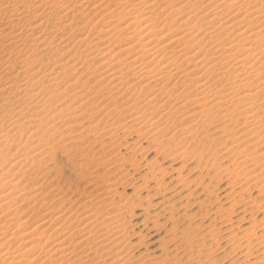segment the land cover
<instances>
[{"label": "bare ground", "instance_id": "bare-ground-1", "mask_svg": "<svg viewBox=\"0 0 264 264\" xmlns=\"http://www.w3.org/2000/svg\"><path fill=\"white\" fill-rule=\"evenodd\" d=\"M68 1H70V0H0V22H2V23H0V25H1L0 26V72L2 74V75H0V167L1 168H5V167H3V165L5 166L6 163L10 164L9 170H13V169L16 170L17 169L16 171H18L19 174L22 172L23 173V174L21 173L23 175V176H21L22 179H23V177L25 178V176L32 177L34 174L39 173V171L41 170L40 166H42L41 163L38 160V162L40 164L38 163V165H37V163L35 161H34V163H36V164H32L33 163L32 157L29 156L30 153H32V154L35 153L36 148H34V146H32L33 142L36 143V141H37V144H38V142L45 141V139L44 140L42 139L45 137L48 139V142L50 141V143H51L53 141L54 137L61 133V129H60L61 127H58L59 125L64 127L62 129V131H65V130H68L70 128H74V127L79 126L81 121H82V120L80 121L79 119L82 117V115L85 112L82 109H80L83 112L80 113V111H78V113H76V111L80 107L86 106L87 105L86 103L92 102V99H96L98 96H101L102 98L106 97V99L109 101L107 104V107H108L112 103V101L115 100L114 95L110 94L111 89L113 90L114 88H117L119 86L122 87V85L124 83L125 84L130 83V85L127 87V89H125L127 92L131 91L132 89L137 91V87L140 89L139 90L140 94L143 93L142 91L144 89L147 90L146 91L147 93L145 92V94L140 95L141 97H140L139 103H142V105L150 106V107L156 106L155 108H157L158 110L159 109L162 110L165 108L168 109V107L172 104V102H171L172 99L175 101V99L179 100V98H180V99H182L181 101L184 103V105L192 104V107H194L193 109L197 110L196 111V113H198L197 117H199V115H200V119L204 120L205 122H208V124H210V125H213V121L215 120V118L218 117L219 120H216V123H217V121L220 122V120H222L223 122L228 121L229 123L231 122V124H233V125L235 124L236 127L238 125H242V127H244L245 129H249V131L254 130V131L258 132L257 134H260V132L262 131V129H261L262 124L259 123V122H262V120L260 121V115L261 114L264 115V113L260 112V111H262L261 110L262 99H264V89H263L264 88V10H262V6H260L258 8L257 7L254 8L255 6L254 7L252 6L253 0H165V2H168V3L164 2L165 4L163 6L165 7L166 4L171 5V3H172L171 7H173V5H175L177 7V8L175 7L176 9L172 8L173 10L175 9L174 15L178 14L182 18L188 17L186 19V21H173V22L170 21L171 23L169 22L170 23L169 25L166 23L167 21H165L163 19L164 17H162V19H163L162 21L159 20L160 18L157 19L158 21H156V20L154 21L151 19V17L149 19H151L152 21L151 20L149 21L148 17H147L148 21H142L140 19L141 21H139V20L134 21V24L128 23V21H121L118 23V25H117V23H115L116 26L111 29L112 30L111 35H112V37H114L113 38L114 40L109 41V43H101L98 39L99 38L98 36H100V35H98V36H96V35L93 36V34L91 35V33H94L95 30H94V32L93 31L90 32L88 37H86V38L81 35L83 38H85L84 40L83 39L81 41H76V40L71 41L70 40L69 43L70 42H73V43H71V46H69V47L67 46L68 48L67 47L66 48L68 50L69 49H72V50L75 49L74 51H76V49H77V51L78 50L80 51L81 50L80 48L83 47L82 48L83 49V52H82L83 55L85 54L84 52L88 53V54H85L86 57L87 56L90 57V55L95 54V51H98L100 54V51L98 50V48H101V52L103 51V55H102L103 57H104V55L107 56V54L109 55L110 53L113 54V51L117 50L115 52V54H113L112 56L110 55L111 56L110 60L107 59L109 61H112L114 59L115 60L111 62V65L109 64L110 62L107 63V64H109V67H106L107 65L105 66V68L106 69L108 68L109 70H110V68H112L111 73L110 72H104L105 75L103 76V74H102L103 77L100 75V73H98L99 77L101 76L102 78L101 77L98 78V75H97L98 79H96V80L93 79V81L95 80L93 85L89 84L88 80H87L88 82L79 81L82 77L80 79L76 77V79H79V80H77V81L74 80V82L76 81L75 84L72 83L68 87L66 86L63 89V92H60L61 96H65V97L58 98V96H56L54 94V92L59 89L60 85H64L65 83L68 84L67 80L69 79V75H68L67 80H65L66 77L65 78L61 77L60 80L58 81V77H60L63 74L61 72H63V70H65V68H63L60 65L62 63L59 64L57 62V61H61V60H55L54 61V59H53V61H51V62H53V66H52L53 68H51V70L48 71L49 73H46V74L44 73L42 75V76H45V78L47 76H52V74L56 75V76L54 75L55 77H52L51 79L49 77L50 80H49V82H47L46 85L42 84V86H41L40 81H42V79L41 78L40 79L35 78L36 76L34 77L33 75H39L40 71H42V69L44 67H47L46 65L43 67V63H45V62H43V59L46 55L53 56L55 54L60 53V52L55 53L57 51L58 47H60L59 44L51 45V43L54 42L52 39L55 38L56 35L53 34L55 37L51 38V34H49V32H47L48 31L47 24L49 23V21H52V19H55V20L56 19H58V20L64 19V20H66V18H68L66 20L67 23L69 22V24H70V23L74 22V21H68V20H70V17H68L69 13L66 11H69V10L65 6V4H68L67 3ZM113 1H115V0H113ZM131 1H133V0H131ZM128 2L125 1V3H128ZM155 2H156V0L154 1V3ZM158 2H157V4H158ZM162 2H159V4L160 3L162 4ZM69 3H72V2L70 1ZM139 5H140V2H139ZM170 5H167V6L170 7ZM137 6H138V4H137ZM157 6H159V5H157ZM164 7H162V8H164ZM168 9H169L168 12L172 10L171 8H168ZM231 9L234 10V12L236 11L237 13L236 12H235L236 14H233L230 12L227 13L228 11H232ZM148 12L150 13V11H148ZM168 12L167 13L165 12V14L171 15L172 11L169 13ZM150 15H151V13H150ZM157 15H159V14H156L155 17H157ZM113 16H114V14H113ZM146 16H144V17H146ZM116 17H118V16H116ZM180 17H178V18L180 19ZM236 17H239L240 19L237 18V20L235 21L234 19ZM118 18H120V15ZM129 18H131V17H129ZM140 18H143V17H140ZM103 19H105V18H103ZM175 19H177V18H175ZM93 20H95V19H93ZM129 20H131V19H129ZM143 20H144V18H143ZM190 20H196V21L193 22ZM105 21H107V18ZM191 22L194 25L190 26ZM175 23H177L176 28L173 27V25H175ZM99 24H101V23H99ZM103 25L108 26V25H106V23L105 24L102 23L101 26H103ZM43 26L45 27L44 30L38 31V30L43 29L42 28ZM67 26H68V24H67ZM93 26H95V25L93 24ZM155 26H158V29H155L154 28ZM96 27H98V26H95V29H96ZM84 28L87 29V27H84ZM172 28H174V30ZM89 29H87V30L91 31V28H89ZM92 29H94V28H92ZM98 29H99V27H98ZM108 29H107V31H108ZM57 30H59V28ZM35 31H38V32H35ZM98 32H96V33H98ZM101 32L102 31L100 30V33ZM34 33H36V34H34ZM52 33H54V32L52 31ZM82 34H84V36H85V33H83V30H82ZM87 34H86V36H87ZM123 34H125V35H123ZM108 35L110 36V34H108ZM95 40H98V41L96 42ZM100 40H101V38H100ZM107 40H106V42H107ZM65 41H67V40H65ZM112 41H114V42H112ZM115 41H117V44H115ZM92 42H94V43L92 44ZM63 43H61L62 48H63V46H62ZM85 46H86V48H84ZM92 47H93V49H92ZM90 49H92L93 52ZM60 50H61V48H60ZM87 50L88 51L90 50L91 52H88ZM44 52H48V54L44 55L43 54ZM82 53L79 52L78 54H82ZM118 55H121V57H118V59H117ZM79 56H80L79 58L81 59V55H79ZM94 56H96V55H94ZM110 56H108V57L110 58ZM93 57L91 56L90 59L86 58L87 59L86 61H88V59H89L90 60V62L88 61L89 64L91 62H94L96 60V57L95 58H93ZM98 58H100V56ZM146 58H148L147 61H145ZM62 61H64V60H62ZM65 61H67V60H65ZM83 61H84V58H83ZM55 62H57L59 65H55L54 64ZM77 63H79V62H77ZM65 64L67 65V63H65ZM65 64H63V65H65ZM82 64H83V62H82ZM86 64H87V62L84 65L87 66ZM84 65H82V66H84ZM102 65H104V64H100L99 66H102ZM40 66L43 68H41ZM90 66L86 67V68L93 69ZM15 67L18 70H14L13 72H11L10 70H13V68H15ZM64 67H67V66H64ZM69 68H71V67H69ZM95 68H96V66H95ZM100 68L102 70L103 66ZM79 69L80 68H78V70ZM83 69H85V68H83ZM91 69H89V72L92 71ZM85 70H88V69H85ZM95 71L93 72L94 73L93 75H95ZM86 72H88V71H86ZM66 73H68V72H66ZM106 73H109V74H106ZM128 75H131V77L125 81L124 79ZM21 76H23V78H20ZM124 76H125V78H124ZM32 77H34V80L35 79H38V80L33 81V80H31V79H33ZM37 77H40V76H37ZM86 79H87V77H86ZM122 80H124V82ZM171 81H174V82H171ZM142 82H143V84L140 85ZM32 84L36 85L38 88H36L34 86V90L31 91V89H30V91H31L30 92L28 89L30 88V86ZM135 84L137 85L136 88L134 87ZM70 86L72 87L73 91L74 90L76 91L77 89H79L77 93H74L71 91L72 96L74 98L73 97L71 98L70 95H65L67 92H70V89H71ZM75 86H77L78 88L77 87L75 88ZM150 93H153L154 96L149 99L147 97H149ZM173 93H174V95L177 96L176 98H172ZM91 94H93V96ZM90 95H91V97H90ZM35 98H36V100H35ZM53 98L55 99V101L59 100L60 102H58V103H55V101L53 102V100H52ZM66 98H69V99L71 98V101L73 100L72 103L78 99L82 100L83 103L81 104V106L76 107L73 110H69L70 108L68 106H67L68 108H59L60 107L59 105L61 103H63L64 100H67ZM84 98H86V100ZM137 98H139V97H137ZM60 99H63V101H61ZM121 100H122V98H121ZM121 100L119 101V103H120L119 106L123 107V108L120 109L115 104L118 108L116 110H113L114 111L113 112L114 113L113 114L114 119L111 118L110 120L109 119L107 120V116H105L106 119H105V117H103L101 119L98 118L97 121L93 120V123H94V121L96 122V123H94L95 124L94 126H96L98 129L100 128V126L102 127L101 130L103 129V126H104V129H109L111 127V129L109 131L107 130L106 136L104 135V137L107 138L108 142L111 141L114 143L119 139V135L117 134L119 132V130L125 131L127 134V132H129L130 129H132L134 131V133L137 134L136 137H139L141 135L140 130H141V126H142L141 124L142 123L140 124V122H138L139 125H141V126H140V129L137 128V126H138L137 121L142 118V117H139L140 116L139 113H141V111L139 112L140 108L135 107V105H132L131 103L130 104L127 103L128 100L126 102L123 100L121 101ZM131 100H133L132 97H131ZM134 100L136 103L137 102L136 98ZM129 101H130V99H129ZM116 103H118V102H116ZM157 103H158V105H157ZM159 103L161 105H159ZM174 103H173V105H174ZM113 104L114 103H112V105ZM139 105H141V104H139ZM61 107H63V106H61ZM169 108H170V112H171V108H173V107H169ZM184 108L186 109V107H184ZM118 109H120V110H118ZM183 109H182V111H183ZM177 110H179V109L177 108ZM88 111H90V110H86V112H88ZM176 111H174V112H176ZM188 111H189V109H188ZM167 112H169V111H167ZM90 113H92V110L90 111ZM145 113L142 112L141 116H143V114H145ZM189 114H190V111H189ZM194 114H195V110H194ZM26 115H29V116L34 115L35 117L34 118H32V117L28 118ZM89 118H91V114H90ZM104 119L107 121H105ZM67 120H71L70 121L71 124H68L69 122L67 123ZM78 120L80 121L79 123L77 122ZM85 120H87V118ZM143 120H144V118H143ZM174 120L178 121V118H176ZM205 122H203V123H205ZM219 122H218V124H219ZM90 123L91 124L88 123L89 125H87V127H85V128L83 127L82 131H87V132L89 131V133H90V131L94 130L92 122H90ZM227 123H224V124L227 125ZM24 125H27L25 127H28L30 129V130L28 129L29 131H28L27 137L24 136V130H25ZM154 125H155V123H154ZM96 127H94V128H96ZM156 127L159 128L158 126H156ZM166 127H164V129H166ZM220 128H222V127H220ZM224 128H227V127L224 126ZM164 129L162 128L161 131H164ZM232 130H234V129H232ZM26 131H27V129H26ZM73 131H74V129L72 130V132ZM161 131H159L160 134H157L156 136H155L156 133L155 134L153 133L154 134L153 136H155L156 139L160 138L161 133H162ZM180 131H181V129H180ZM254 131H252V132L254 133ZM25 133H27V132H25ZM138 133H140V135ZM222 133H224V132L222 131ZM132 134H133V132H132ZM37 135H39V136H37ZM131 135H129V136H131ZM260 135H262V133ZM153 136L151 139H154ZM247 136L248 135H246V137ZM22 137L25 138V140L23 141L24 144L23 143L21 144L22 146L19 147L17 144H14L16 141H18L17 139L22 140L23 139ZM125 137H124V139H126ZM246 137H245V139H246ZM62 138H63V136H62ZM257 138H258V136H257ZM47 139H46V141H47ZM56 139H58V138H56ZM261 139H262V136H261ZM120 140H121V138H120ZM168 140H164V141L168 142ZM103 141H105V140H103ZM149 141H151V140H149ZM237 141H239V140H237ZM254 141H257V140L255 139ZM108 142L106 144H108ZM118 142H120V141H118ZM118 142H116V144ZM233 142H231V143L232 144L236 143V142H234V143ZM42 143H40V144L42 145ZM87 143H88V141H87ZM29 144H31L30 146H32L31 150L26 149V148L30 147ZM40 144H38V146ZM104 144L105 143L102 142L101 145L103 146ZM173 144H175V143H173ZM241 144H242V142H240L239 145H238V143H236V146L233 145L237 148L235 151H233V152H235V155H236L235 160L241 159L242 163L245 162V160H246V162L247 161L248 162L249 161L255 162L256 160L257 161L260 160V163H261V161H263L262 160V153H261V156L258 154L256 156V154H254V153L246 152L245 151L246 147H244L243 149L239 148V147H241V148L243 147V145H241ZM45 145L48 146L47 144H45ZM114 145H115V143H114ZM109 146H110V144H109ZM111 146L113 147L112 144H111ZM219 146H222V145L220 144ZM126 147L128 148V146H126ZM11 148H14V150L16 152L12 156H10L9 158L3 159L4 158V155H3L4 151L5 150L10 151ZM127 148H125V149H127ZM51 149H53V150H56V149L57 150L58 149L63 150L64 149L65 150L66 148H64V147L61 148V146L58 145V143H53ZM128 149L133 151V149H131V148H128ZM230 149H228V150H230ZM64 150H63V152H65ZM70 150H71V148H70ZM37 151H39V150H37ZM106 151L107 150H104V151L102 150L100 152L103 154ZM114 151H115V148H114ZM117 151L118 150H116L115 152H117ZM143 151H144V149H143ZM112 152L113 151H111L110 153L113 154ZM253 152H255V151H253ZM210 154H212V153H210ZM140 155H142V154H140ZM133 156H135V155L133 154ZM34 158H36V156L33 157V160H34ZM125 158L124 159L122 158L121 160H125ZM9 159H14V161L10 163ZM50 160H51V158H50ZM121 160H119V161H121ZM175 160H176V157H175ZM92 161H94V160H92ZM111 161L113 164H115L113 159ZM117 161H115V162H117ZM134 161L136 162V160H134ZM185 161H187V160H185ZM241 161L239 163L238 162L237 163L240 164ZM125 163H123L124 166H125ZM237 163L234 162L235 166H237ZM102 164H103V162H102ZM87 166H88V164H87ZM95 166H97V164H95ZM100 166H101V163H100ZM120 166H121V163H120ZM145 166H147V164H145ZM210 166H211V164H210ZM24 167H27V168L25 169ZM23 168L25 169V172H23L24 171ZM108 168H109V170L111 169L110 167H108ZM22 169H23V171H21ZM118 169L120 171V167ZM43 170H45V168ZM46 170H47V168H46ZM114 170L112 171V174L115 173ZM26 171H30V172H26ZM121 172H120V174H121ZM105 174H103V176H105ZM6 175H8V174H6ZM41 175L43 178V174H41ZM106 175H108V174H106ZM240 175H242V174H240ZM262 175L263 174H261L260 176H257V177H253L252 180L255 181L254 184H256V183L258 184V183H260V181L262 183ZM9 176H12L11 173ZM34 176H38V175H34ZM45 176L46 175L44 174V178H45ZM2 177H3V174H2ZM19 177H17V180L19 179ZM13 178H16V176ZM13 178H12V180H13ZM39 178H41V177L39 176ZM103 178H105V177H103ZM97 179H100V177ZM106 179H107V177H106ZM113 179H114V181L110 180V182H107V181L100 182L99 188L102 192H100L99 196H101V197L98 196L99 197L98 198L95 195V197H96L95 200L94 199H93V201H91L90 199L88 201L85 200L86 202L82 203V205H81L82 211L77 216H75V215L72 216V214L67 213L65 211H61V209H59V208H58V210H56V209L52 210L53 207L50 208L49 207L50 204H49V206H47L48 204L45 205V203H43L45 206H42L41 208L39 207L40 211H41L39 216L35 214L36 217L34 215H33L34 217H27L26 213L22 212L23 213L22 217H19V216L14 217L16 214L15 215L13 214L14 216L11 214L12 217H10L11 216L10 215L11 210L9 208L11 207L10 204L12 203V196H9V197H7L6 195L3 196V195H1L2 194L1 193L0 194L1 195V197H0V209L1 210L0 211H2L4 208L9 209V211H10V213H7L10 216L6 215V217H8V219H6V221H3V226L2 225L0 226V249L3 251L5 250V252H6L5 255L3 252V255L5 256V261H8L10 259H15L13 261H16L18 259L17 257H19V259L25 258L26 257L25 252H27V253H28V251L33 252V251L39 249L38 255L36 257L39 259V257L41 255L45 256V258L47 256L46 260L51 259V264H82L83 263L82 260L86 258V257L83 258L84 254L89 255L92 251H94L96 254L100 247L103 249V247H104L103 244L105 242H107V241H110L112 243L116 242V240H117L116 238L118 237V234H121V233L123 234L125 232V229H124L125 227L123 225L124 223L122 222L124 220L123 219L124 216H123L122 212L123 211L125 212L128 209L130 210L132 208V206H131L132 204H129V202H130L129 200H128L129 202L127 200H122L123 201L122 204L119 202V205L118 204L114 205V203L111 200H109V198L112 195L117 196V194H116V189L118 190L117 185L121 181L119 179L117 180V178L116 179L113 178ZM152 179H156V178L152 177ZM25 180H27V179H25ZM30 180H33V178L32 179L30 178ZM248 181H250V180H248ZM15 182H16V180H15ZM39 185H38V187L40 188ZM144 185H145V183H144ZM108 186H110V187H108ZM258 186L260 187V185H258ZM94 187H96L98 189L97 186H94ZM13 188L15 189V187H13ZM14 189L12 190V188H10V190H11L10 192L16 191ZM135 189L137 190V188H135ZM37 190L39 191L40 189H37ZM44 190H43V192H44ZM7 191H9V190H7ZM36 191H35V193H37ZM259 191L262 192V186L260 187ZM17 192H20V191L18 190ZM40 192H42V191H39V193ZM54 192H52V188H51V191L49 190V192H45V196L43 197V199L41 198V196L38 193L34 194L33 192H31V193L27 192L28 193L26 195L27 197L24 196L23 192L20 194L18 193L19 195L15 196V197H20V196L21 197L23 196L24 198L31 197V200L33 201V203L40 200V201H38V203H39V202H46L47 200H49V198H51L53 200L55 197L58 198L56 195L57 193L55 192L56 193L55 194ZM75 192H76V190H75ZM87 192H89V191H87ZM13 193L16 194L15 192H12V194ZM85 193H86V191H85ZM85 195H87V193ZM102 196H103V198H102ZM29 199L30 198H28V200ZM58 199H60V198H58ZM58 199H56L57 200V201H55L56 203L58 201H60ZM18 200H16V198H15V200H13V201L17 202ZM28 200H26L27 205H28ZM53 200H50V201L53 202ZM106 200H107V205L104 202ZM119 200L121 201V197H119ZM73 201H74V199H73ZM79 201H80V199H79ZM26 202H25V204H26ZM92 202H93V204H91ZM19 203L20 202H18V204ZM30 203H32V202H30ZM48 203H50V202H48ZM13 204L17 205V203H13ZM14 205H12V206H14ZM35 205H37V204H35ZM94 205H97V208ZM107 206L108 207L110 206L111 210L108 211L109 208L106 209ZM130 206H131V208H130ZM244 206H246V205H244ZM90 207H93V210H89ZM252 207L256 208V210L257 209L262 210L263 206L261 207L258 204L256 206L253 205ZM11 209H13V208L11 207ZM12 211L15 212L14 209ZM33 212L34 211H32V213ZM38 212H39V210H38ZM42 212H44V213H42ZM258 212H260V211H258ZM37 214H39V213H37ZM105 214H106V216L103 218V216ZM129 214H131V213H129ZM243 215H244V213H243ZM251 216H253V215H251ZM23 217H27V219L32 218L31 220H29V222L36 220L38 223L36 224V226H33V227L31 226L32 228H27V227L25 228V225L28 222L25 224H22L23 223L22 220L24 219ZM4 222H5V224H4ZM55 223H56V226H54ZM14 225L16 227L13 230V227H11V226H14ZM252 225H253V227L251 225L250 226L253 229L257 228L256 224L253 223ZM9 227H11L12 230H11V228L9 229ZM23 227H24V229H23ZM98 227H102V228H100L101 230ZM95 228L96 229L98 228V230H100L104 233V236H105L104 239H102V237L101 238L99 237L100 240H92L93 236L91 235L92 233H91L90 229H95ZM252 228H250V229H252ZM246 229H249V228H246ZM217 230L215 231V229L214 230L211 229L208 232H206V235H209L208 237H211L212 240L213 239L216 240L215 236H216ZM49 231L53 232L52 235L49 234V233H51ZM250 231L247 230L246 234L244 236V238H246V243L249 242L251 239L257 238V233H256L257 229H254L251 232ZM196 232L197 231H195L194 233H196ZM263 233L264 232H262V234ZM93 234H95V233H93ZM126 234L124 233V235H126ZM260 235H258V237ZM54 236L56 238H54ZM101 236H103V235H101ZM200 236L201 235H197V234L194 235L192 233L189 235L187 233V231L185 234V237H186L185 239L187 241L186 245L188 244L191 246L192 243H193V245L195 244L196 247L199 248V249H197V250H199V253L202 252L204 249L203 248L204 247L203 241L201 240ZM24 238H27V239L25 240ZM53 238L56 239V241L54 242V245L52 247H50L49 249H46L45 248L46 245H48L53 240ZM93 238L95 239V237H93ZM233 240H232V242H233ZM23 241H25V242H23ZM94 241H98L97 246L95 245L96 243H94ZM238 242H240V240ZM259 242H260V245H262V240H260ZM19 243H21V245L17 246L15 248L14 246L19 245ZM107 243H109V242H107ZM116 243H118V242H116ZM256 243L257 242H255L254 244H256ZM238 244H234V245L237 246ZM234 245L232 247H234ZM263 245H264V243H263ZM95 246H96V248H95ZM114 246H115V244H114ZM119 246H120V243H118L117 248ZM121 246H120V248L123 247V246L122 247ZM245 246H246V244H245ZM23 247L26 250L20 252V250H23ZM47 247H49V245ZM215 247H216V245H215ZM249 247H251V246H249ZM120 248H118V251L120 250ZM13 249H14V251H13ZM257 249H258V246H257ZM11 250H12V252H11ZM231 250H232V248H231ZM254 250H256V249L254 248ZM211 251H212V249L208 250L209 254H211L210 253ZM114 253H116V251ZM118 253L121 254L122 251H121V253H120V251ZM189 253H190V251H189ZM34 254H35V252H34ZM201 254H203V253H201ZM247 254H248V252H247ZM250 254L251 253H249V255ZM199 256L200 255H198V257ZM210 256H208V257H210ZM204 257H205V259L208 258L206 256H204ZM249 257H251V256H249ZM205 259H203V260H205ZM261 259H263V258H261ZM117 260L123 262L124 258L121 255V257L119 256V258H117ZM1 261H2V259H1ZM199 261H201V260H199ZM202 261H201V263H202ZM211 261L212 260H210V262ZM12 262L9 264H13ZM171 262H173V261H171ZM4 263L5 262L0 263V264H4ZM123 263L126 264L125 261ZM259 263H262V260Z\"/></svg>", "mask_w": 264, "mask_h": 264}, {"label": "rangeland", "instance_id": "rangeland-1", "mask_svg": "<svg viewBox=\"0 0 264 264\" xmlns=\"http://www.w3.org/2000/svg\"><path fill=\"white\" fill-rule=\"evenodd\" d=\"M70 1L72 3H69ZM70 1H68L67 2L68 4H65V6L69 10V11H66L69 13L68 17H70V20H68V21H74V22H72L73 24L70 23L71 24L70 25L69 22L67 23L66 20L68 18H66V20H64V19H62V20L52 19V21H49V23L47 24V29H48L47 32H49V34H51V38L55 37L54 35H56V37L52 39L54 42H52L51 45L59 44L60 47H58V49L55 53L60 52L61 54L59 53V54H55L53 56H51V55L49 56V55H46V54H48V52H44L43 54L46 56L43 59V62H45V63H43V67L45 65L47 67L43 68L40 66L43 69H42V71H40L39 75H33L34 77L36 76L35 78H38V79L41 78L42 79V81H40L41 86H42V84L46 85L47 82H49V80L52 77H55L56 75L52 74V76H47L46 78H45V76H42V75L44 73L45 74L49 73L48 71H50L51 68H53L52 67L53 62H51V61H53V59H54V61L55 60H61V61H57V62L59 64L62 63L60 65L63 68H65L66 71L63 70V72H61L63 74L65 73V74L64 75L62 74L60 77H58V81L60 80L61 77L62 78L66 77L65 80H67L68 75H69V79L67 80L68 84L65 83L64 85H60L59 86L60 90L58 89L54 92V94L56 96H58V98L65 97V96H61L60 92H63V89L66 86L68 87L72 83L75 84V82L77 80H79L81 77L82 78L79 81H81V82H84V81L88 82L89 81V84L93 85V83L96 79L100 78L102 76V74H103V76L105 75L104 72H110L111 73L112 68H110V70H109L108 68L106 69L105 66L107 65L106 67H109V64L111 65V62L114 61L115 59L113 58L114 60H112V61H109V60L111 59V56L113 54H115V52L117 51V50H115V51H113V54L110 53L109 55L107 54V56L104 55V57H103L102 56L103 51L101 52V48H98V50L100 51V54L98 51H95V54L90 55V57L89 56L86 57L85 54H88V53L84 52L85 54L83 55V53H82L83 47L80 48L82 51L78 50L82 54H78L79 52L77 51V49H76V51L78 53L76 51H74L75 49L74 50H72V49L68 50L67 49L69 46H71V43H73V42L69 43L70 40L71 41H73V40L81 41L82 39L84 40L86 37H88L90 32H92V31L94 32V30H95V32H94L95 34L91 33V35L92 34H93V36L94 35H96V36L100 35V36H98L99 38L98 37L97 38L99 39V41L101 43H109V41L114 40L113 39L114 37H112V35H111V32H112L111 29L116 26L115 23H117V25H118V23L121 21H128V23L134 24V21H138V20L139 21H141V20L142 21H148V20L150 21L152 19L154 21L155 20L158 21L157 19L160 18L159 19L160 21H162L164 19L165 21H167L166 23L169 25L173 21H186V19L188 18V17L182 18L176 13H175L176 15H174V10L177 7L175 5H173V7H171L172 3H171V5L166 4L164 7L163 5L165 3H168V2H165V0H156L155 3H154L155 0H141V1L135 0L137 3L134 0L133 1L128 0L129 2L127 0H115V1H113V0H74V1L70 0ZM125 1L128 3H125ZM138 1L140 2V5H139ZM158 1L159 2L163 1V2H162V4L160 3L161 4L160 5ZM157 2H158V4H157ZM252 3H253L252 6L253 7L255 6L254 8H256V7L258 8V7L262 6V10H264L263 9L264 8L263 7L264 6V0H253ZM137 4H138V6H137ZM157 5H159V6H157ZM167 5H170V7ZM166 6L168 8H171V9L176 7L174 10L170 9L172 11V12L169 11V12H171V15L165 14V12L167 13L169 10ZM162 7H164V8H162ZM122 10L123 11L125 10V11L123 12ZM148 11H150L151 15ZM232 11H228L227 13H229V12L233 13V14L237 13L236 11H235L236 12L235 13L234 10H232ZM113 14H114V16H113ZM156 14H159V15H157L158 18L155 17ZM119 15H120V18H118ZM116 16H118V17H116ZM139 16L143 17L144 20H143V18H140ZM144 16H146V17H144ZM129 17H131V18H129ZM147 17H148V20H147ZM150 17H151V19H149ZM162 17H164V18L162 19ZM178 17H180V19ZM103 18H105V19H103ZM106 18H107V21H105ZM170 18L171 19L173 18V19L171 20ZM175 18H177V19H175ZM237 18L240 19L239 17H236L234 20L236 21ZM93 19H95V20H93ZM129 19H131V20H129ZM190 21L194 22L196 20H190ZM0 23H2V22H0ZM99 23H101V24H99ZM102 23L103 24L106 23V25H108V26H104V25L101 26ZM67 24L69 27L67 26ZM93 24L95 26H98L99 29H98V27H96V29H95V26H93ZM192 25H194V24H192V22H191L190 26H192ZM176 26H177V23H175V25H173V27H175V28H176ZM84 27H87V29L91 28V31H89L90 29L87 30ZM42 28L43 29L38 30V31L44 30L45 27L43 26ZM58 28H59V30H57ZM92 28H94V29H92ZM154 28L158 29V26H155ZM107 29H108V31H107ZM172 29L174 30V28H172ZM82 30H83V33H85V36H84V34H82ZM100 30L102 31L101 33H100ZM38 31H35V32H38ZM52 31L54 33H52ZM96 32H98V33H96ZM34 34H36V33H34ZM86 34H87V36H86ZM108 34H110V36ZM81 35L85 38H83ZM123 35H125V34H123ZM100 38H101V40H100ZM65 40H67V41H65ZM106 40H107V42H106ZM95 41L97 42L98 40H95ZM94 42H92V44ZM112 42H114V41H112ZM61 43H63L62 44L63 48L61 47ZM115 44H117V41H115ZM60 48H61V50H60ZM84 48H86V46ZM92 49H93V47H92ZM92 49H90V50L93 52ZM90 50L89 51L87 50V51L91 52ZM79 55H81V59L79 58L80 57ZM94 55H96V56H94ZM91 56L92 57L94 56L93 58L96 57V60L89 64V62H90L89 59L91 58ZM99 56H100V58H98ZM108 56H110V58ZM65 57L66 58L68 57L69 59L68 58L66 59ZM118 57H121V55H118L117 59H118ZM83 58H84V61H83ZM86 58H89L88 59L89 62L86 61L87 60ZM107 59H109V60H107ZM147 59L148 58H146L145 61H147ZM62 60H64V61H62ZM65 60H67V61L69 60V61L67 62ZM57 62H55L54 64L59 65ZM77 62H79V63H77ZM82 62H83V64H82ZM86 62H87V64H86L87 66L84 65ZM65 63H67V65ZM99 63L104 64V65H102L103 66L102 70L100 68L102 66H99L100 65ZM107 63H109V64H107ZM63 64H65V65H63ZM82 65H84V66H82ZM64 66H67L68 68L71 67V68H69L70 69L69 70L67 67H64ZM89 66L92 67L93 69L86 68ZM95 66L97 69L95 68ZM78 68H80V69L78 70ZM83 68L88 69V70H85ZM89 69H91L92 71L89 72ZM14 70H18V69L15 67V68H13V70H10V71L13 72ZM86 71H88V72H86ZM94 71H95V75H93ZM66 72H68V73H66ZM98 73H100V75H101L100 77H99ZM106 74H109V73H106ZM0 75H2L1 72H0ZM97 75H98V78H97ZM37 76H40V77H37ZM34 77H32L33 79H31V80H33V81L38 80V79L34 80ZM49 77H50V79H49ZM76 77L79 79H76ZM86 77H87V79H86ZM130 77H131V75H128L126 78L124 76V78H125L124 80L126 81ZM20 78H23V76H21ZM93 79H95V80L93 81ZM74 80H76V81L74 82ZM124 80H122V81L124 82ZM171 82H174V81H171ZM126 84L124 83L122 85V87L119 86L117 88H114L115 90L114 89L112 90L110 88L111 86L109 87L111 89L110 94L114 95V99H115L114 101H112V103H114L113 105L111 103L107 107V104L109 101L106 99V97L102 98L101 96H98L96 99H92L93 103L92 102L86 103L87 104V105L85 104L86 106H82L83 108L80 107L76 111V113H78V111H80V113L85 111L84 114L82 115V117L79 119L80 121L81 120L83 121V122L81 121L79 126L74 127V128H70V129L65 130V131H62V129L64 127L59 125L58 127H61L60 128L61 133L56 135L51 143H50V141L48 142V139L45 137L42 138L43 140L45 139V141H42L43 143L38 142V144L42 143V145L40 144L38 146L37 141H36V143L33 142L32 146H34V148H36L35 153H33V154L30 153L29 156L32 157V162H33L32 164L37 163V165H38V163L40 162L42 165V166H40L41 167L40 169L42 171L40 170L39 173L34 174V175H38V176H34V175L32 177L25 176V178L23 177V179H22L21 176H23L22 175L23 173L21 172L22 174L21 173L19 174V172L16 171L17 169L16 170H14V169L9 170L10 164L6 163L5 166L3 165V167H5V168L0 167V178H1L0 179V194L2 193L1 195H3V196L6 195L7 197L12 196V203H11L12 205H14L13 203H17V205L15 204L14 206H12L10 204V206L14 209L15 212L12 211L13 209H11L10 206H9L10 207L9 209L11 210V213H10L9 209L4 208V207H3L4 209L2 208L3 212L0 211V226L1 225L3 226V221H6V219H8V217H6V215H8L7 213H10V215L16 214L15 216L13 215L14 217H17V216L22 217L23 213H26L27 217H34V216L36 217V215H38V216L40 215V212H41L40 208L42 206H45L46 204H48L47 206H49V204H50L49 207L50 208L53 207L52 210H55V209L58 210V208H59V209H61V211H65L67 213L72 214V216L73 215L77 216L82 211V207H81L82 203L88 201L89 199L91 201H93V199L95 200V198L99 196L100 192H102L99 188L100 182H104V181L110 182V180L114 181L113 178H115V179L117 178V180L118 179L121 180L120 183L117 185L118 186L117 187L118 190L116 189L117 196L112 195L109 198V200H111L114 203V205H116V204L119 205V202L122 204V202H123L122 200H127V201L129 200L130 201V202L128 201L129 204H132L131 205L132 208L130 206V208H131L130 210L128 209L125 212L124 211L122 212L123 216H124L123 217L124 220L122 221L124 223L123 225L125 227L124 233L125 234L127 233V234L126 235H124V233L118 234V237L116 238L117 239L116 242L120 243V246L123 244L122 245L123 247L121 246L122 248H120V246L118 247V248H120V250H119L120 253H121V251H122V253L121 254L118 253L119 252L118 248H117L118 243L113 242L116 246L115 247L112 242L107 241L109 243L105 242L106 244L105 243L103 244L104 245L103 249L100 247L96 254L94 251H92L89 255L84 254L83 258L86 257L85 258L86 260L83 259L82 264H124L123 263L124 261L126 262V264H140V263L141 264H150V263L151 264H197V263L198 264H213V263L214 264H264V245H263L264 233L262 234V232H264V226H263L264 225L263 224L264 223V142H263L264 141V115L263 114L260 115V121L262 120V122H259L260 124H262V128H261L262 131L260 132V134L262 133V135L257 134L258 132L254 131V130L249 131V129H245L244 127H242V125H238L236 127L235 124L233 125V124H231V122L229 123L228 121L223 122L222 120H220V122L217 121V123H216V120H219L218 117L215 118V120L213 121V125H210V124H208V122H205L204 120L200 119V115H199V117H197V115H198V113H196L197 110L193 109L194 107H192V104H190L191 106L189 104L184 105V103L181 101L182 99H180V98H179V100L175 99V101L172 99V101H171L172 104L171 105L169 104L170 106L168 105L169 107H173V108H171V112H170L169 107H168V109H166V108L162 109L163 110L162 111L161 109L158 110L157 108H155L156 106L150 107V106L142 105V103H139L140 97H141L140 95L145 94V92L147 90L144 89L142 91L143 93L140 94L139 93L140 89L135 84L134 87L135 88L137 87V91L134 89H132V90L130 89L131 91L127 92L125 89H127V87L130 85V83H128L127 85ZM142 84H143V82L140 85H142ZM34 86L36 88H38L36 85L32 84L28 90L30 91V89H31V91H33ZM76 87L77 86H75V88ZM78 90L79 89H77L76 91L75 90L73 91L72 87H71L70 92H67L65 95H70L72 98L73 96H72L71 91L74 93H77ZM91 95L93 96V94H91ZM91 95H90V97H91ZM153 96H154L153 93H150L149 97H147V98L150 99ZM131 97L133 98V100H131ZM134 97L136 98L137 102L141 105H139L137 102L135 103ZM137 97H139V98H137ZM176 97L177 96L174 95V93H173L172 98H176ZM71 98L70 99L66 98L67 100H64V102L59 105L60 106L59 108H68L69 107L70 108L69 110H73L74 108L81 106V104L83 103L82 100H79V99L72 103L73 100L71 101ZM121 98L123 101L126 102L128 100L127 103H129V104L131 103L132 105H135V107L140 108L139 112L141 111V113H139L140 116L139 115L138 116L142 117V118L139 119L137 121V123L138 122H140V124L142 123L141 124L142 126L139 125V123H138L137 128L140 129V126H141V130H140L141 135H140V133H138L140 136L138 135L139 137H136L137 134L134 133V131L132 129H130V131L127 132V134L129 133L128 135L126 134L125 131L119 130V132L117 133L119 135V139L116 142L120 141L121 143L118 142L116 144V142H114L115 143V145H114L113 142H111V141L108 142L107 138L104 137V135L106 136L107 130L109 131L111 129V127L109 129H104V126H103V129L105 130L104 131L103 129L101 130V128H102L101 126L99 129L96 126H94L95 125L94 123H96L95 121H97L98 118L101 119L105 116H107V120L108 119L110 120L111 118L114 119V116H113L114 111L113 110H116L118 107L120 109L123 108V107L119 106L120 105L119 101L121 100ZM84 99L86 100V98H84ZM129 99L131 102L129 101ZM35 100H36V98H35ZM52 100H53V102L55 101L54 98ZM60 100L63 101V99H60ZM58 102H60V101L59 100L55 101V103H58ZM116 102H118L119 104ZM263 102H264V99H262V106H261L262 111H260L262 113H264V111H263L264 110V103ZM173 103H174V105H173ZM157 105H158V103H157ZM159 105H161V104L159 103ZM61 106H63V107H61ZM184 107H186V109ZM177 108L179 110H177ZM80 109H82L83 111ZM120 109H118V110H120ZM182 109H183V111H182ZM188 109L190 111V114H189ZM86 110H90V111L92 110V113H90V111L86 112ZM194 110H195V114H194ZM167 111H169V112H167ZM174 111H176V112H174ZM142 112H144V113L146 112V113L143 114V116H141ZM89 113L91 114V118H89L90 117ZM26 116L28 118H30V117L34 118L35 117L34 115H30V116L26 115ZM86 118L88 121L85 120ZM88 118L90 120L91 119L92 120L90 121ZM143 118H144V120H143ZM176 118H178V121L174 120ZM105 119H106V117H105ZM79 120L77 121L78 123L80 122ZM93 120H95L94 123H93ZM107 120H105V121H107ZM70 121L71 120H67V123L69 122L68 124H71ZM89 121L92 122L93 129L95 131L92 130V131H90V133H89V131L88 132L82 131L83 127L85 128V127H87V125L91 124ZM202 121L205 123H203ZM218 122L220 125L218 124ZM154 123H155V125H154ZM224 123H227V125ZM25 126H27V125H24V128H25L24 136L27 137L28 131L30 129L28 127H25ZM156 126H158V127L160 126L161 128L159 127L160 128L159 129ZM224 126H226L227 128H224ZM94 127H96V128H94ZM164 127H166V129H164ZM220 127H222V128H220ZM156 128L159 131H161L162 128L164 129V131H161L162 132L161 136L158 139H156L155 136L157 134H160V132ZM26 129H27V131H26ZM73 129H74V131L72 132ZM180 129H181V131H180ZM232 129H234V130H232ZM222 131L224 133H222ZM252 131H254V133ZM25 132H27V133H25ZM132 132H133V134H132ZM153 133L154 134L156 133L155 136H153L154 135ZM162 134L163 135L165 134V135L163 136ZM39 135H37V136H39ZM129 135H131V136H129ZM151 135L153 136L154 139H151L152 138ZM246 135H248V136L246 137ZM62 136H63V138H62ZM257 136H258V138H257ZM261 136H262V139H261ZM124 137L126 139H124ZM245 137H246V139H245ZM22 138H23L22 140L17 139L18 141H16L14 144H17L19 147L22 146L21 144L25 140L24 137H22ZM56 138H58L59 140ZM120 138H121V140H120ZM46 139H47V141H46ZM163 139L164 140L169 139V140L167 142V141H164ZM255 139L257 141H254ZM86 140L88 141V143ZM103 140H105V141H103ZM149 140H151V141H149ZM237 140H239V141H237ZM233 141L234 142L237 141L236 143H238V145L240 144V142H242L241 145H243V147L242 148L239 147V148L243 149L244 147H246V149H245L246 152L254 153V154H256V156H257V154L261 156V153H262V160L263 161H261V163H260V160L259 161L256 160L255 162H250V161L246 162V160H245V162L242 163L241 159L235 160L236 155H235V152H233V151H235L237 148L235 147L236 143H234ZM102 142L105 143L103 146L101 145ZM107 142H108V144H106ZM231 142H233L234 144H232ZM53 143H58V145H60L61 148H63V147L66 148L65 150L63 149L65 152H63L62 149L61 150L60 149H58V150L57 149L56 150L51 149ZM173 143H175V144H173ZM45 144H47L48 146H46ZM109 144H110V146L112 144L113 147L112 146L110 147ZM220 144L222 146H219ZM30 145L31 144H29V146ZM134 145L136 147L137 146L138 147L136 148ZM233 145H235V146H233ZM32 146H30L29 148H26V149L31 150ZM126 146H128V148L133 149V151L128 149ZM70 148H71V150H70ZM114 148H115V151L116 150H118V151L115 152ZM125 148H127L128 150ZM143 149H144V151H143ZM228 149H230V150H228ZM37 150H39V151H37ZM102 150L103 151L107 150V151L102 154L100 152ZM111 151H113L112 152L113 154L110 153ZM253 151H255V152H253ZM15 152L16 151L14 150V148H11L10 151L5 150L3 153V155H4L3 159L9 158ZM131 152L135 156H133V154ZM210 153H212V154H210ZM140 154H142V155H140ZM34 156H36V158H34V160H33ZM175 157H176L177 161L175 160ZM50 158H51V160H50ZM122 158L123 159L125 158V160H121ZM112 159H113L115 164L112 163V161H111ZM38 160H39V162H38ZM92 160H94V161H92ZM119 160H121V161H119ZM134 160H136V162L137 161L138 162L136 163ZM185 160H187V161H185ZM13 161H14V159H9L10 163ZM34 161L36 163H34ZM115 161H117L118 163ZM240 161H241V163L238 164ZM102 162H103V164H102ZM234 162H236V163L238 162L237 166H235ZM100 163H101V166H100ZM120 163H121V166H120ZM123 163H125V166ZM87 164H88V166H87ZM95 164H97V166H95ZM145 164H147V166H145ZM210 164H211V166H210ZM108 167H110L111 169L109 170ZM117 167L118 168L120 167V171ZM24 168L26 169L27 167H24ZM44 168H45V170H43ZM46 168H47V170L48 169L49 170L47 171ZM23 169L21 171H23ZM25 169L23 172H25ZM113 170L115 171V173L113 172L114 174H112ZM26 172H30V171H26ZM120 172H121V174H120ZM10 173L12 176H9ZM40 173L43 174V178H42V175ZM105 173L108 175H106ZM2 174H3V177H2ZM4 174L5 175L8 174V175H6L7 177ZM44 174L46 175L45 178H44ZM103 174H105V176H103ZM240 174H242V175H240ZM261 174H263L262 175V183L260 181V183L254 184L255 181L252 180L253 177L260 176ZM15 176H16V178H13ZM39 176L42 179L39 178ZM17 177H19L18 180H17ZM99 177H100V179H97ZM103 177H105V178H103ZM106 177H107V179H106ZM152 177L156 178V179H152ZM12 178H13V180H12ZM30 178L31 179L33 178V180H30ZM25 179H27V180H25ZM15 180H16V182H15ZM248 180H250V181H248ZM144 183H145V185H144ZM38 185L40 186V188L38 187ZM258 185H260V187L262 186V192L259 191L260 187ZM94 186H97L98 189ZM9 187L12 188V190L14 189L13 187H15L14 190H16V191H12V192H15L16 194H14V193L12 194V192H10L11 190ZM108 187H110V186H108ZM51 188H52V192L55 191L57 194L55 192L54 193L57 195L58 198H60V199H58L55 197L56 199L60 200L57 203L55 202V201H57L55 198H54V200L49 198V200H47V201L50 203H48L46 200L45 201L47 203L46 202H39L38 203V201H40V200L33 203V201L31 200V197H28V198H30L29 199L30 201L28 200V198H24L23 196L22 197L21 196L15 197V196H18L22 192L24 193V196H26L29 192L30 193L33 192L34 194L38 193L41 196V198L43 199V197L45 196V192H49V190L51 191ZM135 188H137V190ZM37 189H40L39 191H42V192L39 193V191ZM7 190H9V191H7ZM18 190L20 192H17ZM34 190L35 191L37 190L36 191L37 193H35ZM43 190H44V192H43ZM75 190H76V192H75ZM85 191H86L87 195H85L86 194ZM87 191H89V192H87ZM1 195H0V197H1ZM95 195H96V197H95ZM14 197L16 198V200H18V199L19 200L17 202L13 201V200H15ZM99 197H101V196H99ZM119 197H121V201L119 200ZM102 198H103V196H102ZM73 199H74V201H73ZM79 199H80V201H79ZM26 200H28V205H27ZM50 200H53V202L55 204ZM18 202H20V203L18 204ZM25 202H26V204H25ZM30 202H32V203H30ZM104 202L107 205V200ZM43 203H45V205ZM35 204H37V205H35ZM91 204H93V202ZM258 204L261 207L263 206L262 210H258V209L256 210V208L252 207L253 205L256 206ZM244 205H246V206H244ZM94 206L97 208V205H94ZM110 208H111L110 206L109 207L107 206L106 209H108V211H109V210H111ZM38 210H39V212H38ZM89 210H93V207H90ZM32 211H34V212L32 213ZM258 211H260V212H258ZM37 213H39V214H37ZM42 213H44V212H42ZM129 213H131V214H129ZM243 213H244V215H243ZM10 215H8V216H10ZM12 215L10 217H12ZM251 215H253V216H251ZM105 216H106V214L103 216V218ZM27 217H23L24 219L22 218L23 219L22 224H25L28 222L25 225V228L26 227L32 228L33 226H36V224L38 222L36 220L29 222V220H31L32 218L27 219ZM253 223L256 224V226H257V228H254V229H257V232L256 231L255 232L257 233L258 239L257 238L251 239L249 242L246 243V238H244V236H245L247 230L248 231L254 230L252 228ZM4 224H5V222H4ZM54 226H56V223ZM11 227H13V230H14L16 226L14 225ZM11 227H9V229ZM98 228L100 229L102 227H98ZM98 228L97 229L95 228L96 230L90 229L91 233H92L91 235L93 237H95V239L92 237V240H100L101 237H102V239L105 238L104 233L102 231H100L101 229L98 230ZM246 228H249V229H246ZM250 228H252V229H250ZM23 229H24V227H23ZM211 229L212 230L215 229V231L218 229L216 236H215L216 240L213 239L214 241L212 240L211 237H208L209 235H206V232H208ZM11 230H12V228H11ZM186 231L189 235L192 233L194 235L197 234V235L202 236V237L200 236L201 240L203 241V245H204V247H203L204 249L202 252L199 253V250H197L199 248H197L195 244L193 245V243L191 244V246L188 244L186 245V242H187L185 239L186 238L185 237ZM195 231H197V232L194 233ZM49 232H51L49 234L52 235L53 232L52 231H49ZM93 233H95V234H93ZM101 235H103V236H101ZM258 235H260V236L258 237ZM54 238H56V237L54 236ZM54 238L48 244L49 247H47L48 245H46V247H45L46 249H49L50 247H52L54 245V242L56 241V239H54ZM24 239L26 240L27 238H24ZM259 239L262 240V245H260ZM232 240H233V242H232ZM237 240L238 241L240 240V242H238ZM23 242H25V241H23ZM97 242L98 241H94V243H96L95 244L96 246L98 244ZM255 242H257V243L254 244ZM234 244H238V245L236 246ZM245 244H246V246H245ZM20 245H21V243H19V245H15L14 247L16 248L17 246H20ZM215 245H216V247H215ZM233 245H234V247H232ZM96 246H95V248H96ZM247 246L248 247L251 246V247L248 248ZM257 246H258V249H257ZM230 247L232 248V250ZM254 248L256 250H254ZM209 249H212V251L210 252L211 254H209V252H208ZM24 250H26V249H24V247H23V250H20V252H22ZM38 250L39 249H37L33 252L28 251V253L25 252V255H26L25 258L19 259V257H17L18 259L16 261H13L15 259H10L8 261H5L4 255L6 252H5V250L3 251L0 249V263L5 262L4 264H6V263L9 264L13 261L12 262L13 264H51V259L46 260L47 256L45 258V256L41 255L39 257L40 260L36 257L38 255ZM13 251H14V249H13ZM115 251H116V253H114ZM189 251H190V253H189ZM3 252H4V255H3ZM11 252H12V250H11ZM34 252H35V254H34ZM247 252H248V254H247ZM201 253H203V254H201ZM249 253H251V254L249 255ZM121 255L124 258L123 262L117 260V258H119V256L121 257ZM198 255H200V256L198 257ZM204 256H206V257L210 256V257L205 259ZM249 256H251V257H249ZM261 258H263V259H261ZM1 259H2V261H1ZM203 259H205V260H203ZM199 260H201V261L203 260L202 263ZM210 260H212V261L210 262ZM261 260H262V263H259V262H261ZM171 261H173V262H171Z\"/></svg>", "mask_w": 264, "mask_h": 264}]
</instances>
